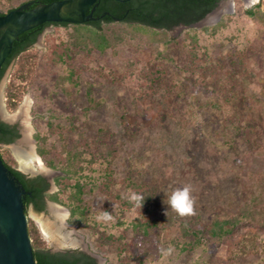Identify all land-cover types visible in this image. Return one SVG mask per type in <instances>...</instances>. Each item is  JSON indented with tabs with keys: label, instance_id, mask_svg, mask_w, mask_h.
<instances>
[{
	"label": "rangeland",
	"instance_id": "rangeland-1",
	"mask_svg": "<svg viewBox=\"0 0 264 264\" xmlns=\"http://www.w3.org/2000/svg\"><path fill=\"white\" fill-rule=\"evenodd\" d=\"M259 1L252 5L249 0L245 2L248 9L256 10L252 16L243 15L245 20L254 19L252 21L255 23H264V0L257 7ZM227 2L222 0V7L212 19L199 27L178 26L168 31L166 37L173 41L165 60H155L157 52L163 50L157 42L135 46L125 44L107 49L104 54L85 55L87 66L80 74L79 88L72 90L73 95L69 97L58 87L52 88L55 76L49 70L52 52L62 50L63 29L48 27L32 47L41 55L37 68L40 79L38 106L35 105L34 94L28 91L15 111L8 109L6 88L15 63L9 67L0 82V117L19 128L20 138L14 146L2 149L4 153L8 150L14 157L17 169L27 175L47 178L51 183L49 193L60 191L62 186L56 179L65 174L49 168L38 154L36 118L44 116L43 121L46 122L56 112L59 118L64 119L62 114L81 113L88 109L78 121L74 133L67 135L75 136L80 144L87 143L91 148L97 140L109 141L115 155L108 165V171L117 183L112 193L102 183L94 185L92 190L89 185L84 188V204L89 206L91 213L100 212L107 205L117 206L119 200L115 197L116 193L125 194L126 198L134 193L133 188L127 189L128 181L156 190L151 210L149 213L145 211V217L154 219L156 224L142 244L136 240L140 235L131 234V229L124 227L118 233L126 238L117 242L106 238L95 242L87 235L92 227L86 231L80 225L70 223L71 214L66 206L48 200L43 212L37 213L30 207L28 217L35 221L41 233L40 225L44 222L51 231L61 232L52 234L53 237H45L42 233L52 252L80 250L94 256L97 264H111L106 254L113 249L122 251L123 258L119 264H178L184 259L176 254L172 257L168 253L161 256L160 252L169 249L172 240L180 235L183 219H193L206 226L216 216L228 218L237 210L241 204L238 160L255 149L264 151V105L259 104L256 90L250 89L256 81L243 69V61L264 59V51L260 54L261 49L245 43L239 46L232 40L233 31L213 44L202 36V29L219 24L224 17L236 15L238 1L236 10L234 7L228 8ZM147 33L151 35L152 32L148 30ZM196 35L198 46L194 45L196 42L192 38ZM192 46L199 50V56L189 54ZM140 68L143 70L140 71ZM131 72L137 79L132 81L129 77ZM258 82L264 95V79L260 78ZM138 86H147V90L151 86L161 92L167 91L163 96L168 102L166 108L153 112L148 102L151 93L145 95V89L140 92ZM50 92L52 100L43 102ZM222 103L227 104L229 114H225ZM58 117L56 123L60 122ZM238 121L242 122L245 130L236 135L233 143L230 122ZM57 132L55 130L52 135ZM53 136L50 146L53 140H58ZM16 147V151L19 148L24 155L29 152L38 155L44 167L34 164L22 168L14 152ZM74 183L72 181L71 185ZM185 186L191 188L193 214L179 216L169 206V196L173 190ZM138 213L144 211L138 207L132 208L126 216ZM101 235L105 236L104 233ZM248 244L246 242L245 245ZM261 244L264 257V239ZM240 250L222 245L217 248L213 262H230L238 257H243V261L254 260Z\"/></svg>",
	"mask_w": 264,
	"mask_h": 264
},
{
	"label": "trees",
	"instance_id": "trees-1",
	"mask_svg": "<svg viewBox=\"0 0 264 264\" xmlns=\"http://www.w3.org/2000/svg\"><path fill=\"white\" fill-rule=\"evenodd\" d=\"M58 1L62 0H0V16L28 3L31 4L30 9H33L42 4H52ZM218 1L131 0L118 2L100 0L94 12V17L97 18L95 21L75 25L46 23L23 33L14 43L12 53L0 72L1 80L14 61V68L6 88L8 109L11 112L15 111L28 91L34 94L35 105H39L37 93L40 91V79L37 68L41 63V55L37 49L32 47L48 27L54 26L65 31L60 43L62 50L52 52L49 70L55 76L52 88L58 87L64 95L69 97L79 88L82 76L80 74L87 66L84 62L85 55L104 54L107 49L125 44L135 46V44L157 42L163 50L157 52L155 60H165L168 57L166 52L173 41L166 37L168 31L181 25L190 26L203 20L215 10ZM257 7H260V4ZM255 13L256 10L246 9L238 1L236 15L224 17L219 24L202 29V36H205L206 40L213 44L218 38H222L225 34L229 36L227 34L233 31L232 40L236 41L239 46L245 43L251 47L259 48L261 54L264 51V23L259 21L255 23L252 21L254 19L245 20L243 18V15L252 16ZM148 30H151V35H148ZM192 38L196 42L194 45L198 46L197 35ZM198 51L196 47L192 46L189 54L197 57L199 56ZM205 64L206 62L202 63L203 66ZM243 69L249 72L250 77L256 81L257 87L252 85L250 89L256 90L259 104L264 105V95L261 93V85L258 82L260 78L264 79V59L243 61ZM141 70L143 69L140 68ZM129 77L132 81L137 79L133 72L129 73ZM144 89L145 95L151 93L148 102H150L149 107L153 108L152 111H163L168 103L163 97L167 91L161 92L151 86L147 90V86H138L140 92ZM51 94L50 92L43 102L48 103L49 100H52ZM222 105L225 114H229L230 110L227 104L222 103ZM87 111L88 109L81 113L62 114L65 116L64 119L59 118L57 113L53 112L46 122L43 121L44 116L36 118L38 154L49 168L61 170L65 174V176L56 179V182L62 186V189L56 193H49L50 183L44 176L39 175L32 180L26 179L24 174L16 170L17 162L10 152L8 150L3 152L7 168L25 191L23 196L25 212L28 214L31 205L37 212H43L49 200L69 209L71 224H78L86 231L92 227L87 235L90 239H95V242L105 238L111 242L122 240L125 236L118 232L124 227L130 228L131 234L140 235L136 240L142 244L146 235L149 234V230L156 224L154 219L145 217V211L149 213L151 210L155 188L142 187L133 181H128L127 189L133 188L134 193L141 194L145 198V203L141 208L144 211L142 214L126 216L129 210L137 207L130 202L129 198H126L125 194L116 193L115 197L119 200V204L115 207L107 205L95 214H92L89 206L84 204V188L88 185L92 190L94 185L102 183L105 189L111 193L112 188L117 185L113 174L108 171V165L111 164L115 155L109 141L97 140L93 143L95 146L91 148V145L87 143L80 144L75 136L68 137L67 135L74 133L78 127V121L86 115ZM57 117L60 120L58 123L55 122ZM241 123L240 121L230 122L232 126L230 135L233 143H235L236 135L245 130ZM55 130L59 132L53 136L52 133L54 134ZM52 136L53 139L58 138V140H53L50 146ZM19 138L20 133L17 126L0 122V142L13 143ZM231 146L233 145L231 144ZM52 152L54 155L51 156ZM238 164L241 170L239 178L241 204L232 216L227 218L218 215L206 226L198 224L193 219H183L180 223V235L172 240L169 249L160 252L161 256L165 253H168L170 257L176 254L177 257L184 259L178 264H258L264 262L260 249L264 239V151L261 149L250 151L240 157ZM102 166L106 168L101 169ZM99 167L100 170H98ZM72 181L75 182L73 185H71ZM66 193L67 196H65ZM104 212L110 213V220L97 219ZM28 230L37 264H97L96 258L80 250L52 252L39 227L32 219L28 220ZM102 233L105 236H102ZM246 242L249 243L248 246L245 245ZM222 245L241 248L242 254L248 255L249 259L254 260L243 261V257H238L230 262H213L217 248ZM106 256L111 264H119L123 258L121 250L113 249Z\"/></svg>",
	"mask_w": 264,
	"mask_h": 264
},
{
	"label": "water",
	"instance_id": "water-1",
	"mask_svg": "<svg viewBox=\"0 0 264 264\" xmlns=\"http://www.w3.org/2000/svg\"><path fill=\"white\" fill-rule=\"evenodd\" d=\"M99 1L62 0L33 9L28 3L0 16V72L20 35L46 23L75 25L95 21L94 12ZM217 10L195 24L181 26L199 27ZM24 194V189L10 176L0 155V264H37L28 230Z\"/></svg>",
	"mask_w": 264,
	"mask_h": 264
},
{
	"label": "clouds",
	"instance_id": "clouds-1",
	"mask_svg": "<svg viewBox=\"0 0 264 264\" xmlns=\"http://www.w3.org/2000/svg\"><path fill=\"white\" fill-rule=\"evenodd\" d=\"M128 198L130 202H132L136 207H139L140 209L145 203V198L141 194L131 193ZM169 206L179 216L193 214V199L191 197V188L189 186H185L183 188H177L173 190L169 196ZM97 219L107 221L111 219V215L108 212H104L100 216H98Z\"/></svg>",
	"mask_w": 264,
	"mask_h": 264
},
{
	"label": "bare ground",
	"instance_id": "bare-ground-1",
	"mask_svg": "<svg viewBox=\"0 0 264 264\" xmlns=\"http://www.w3.org/2000/svg\"><path fill=\"white\" fill-rule=\"evenodd\" d=\"M256 2H257V0H249V3H251V4H254ZM214 15L215 14H213L212 17ZM212 17H209V19H212ZM17 147L14 148V152L16 153V155H18V160H19L22 168L26 169V168L30 167V165L33 166L34 164H36L40 168L44 167L43 162L38 155L34 154L33 152H29L30 154L24 155V153L21 149L18 148V150L16 151ZM46 225L47 224L45 222L40 225L42 233L45 237L52 236V234H54V233H58V234L61 233L59 230H56V231L52 230L51 231L49 228H47Z\"/></svg>",
	"mask_w": 264,
	"mask_h": 264
},
{
	"label": "flooded vegetation",
	"instance_id": "flooded-vegetation-1",
	"mask_svg": "<svg viewBox=\"0 0 264 264\" xmlns=\"http://www.w3.org/2000/svg\"><path fill=\"white\" fill-rule=\"evenodd\" d=\"M221 1L222 0H219L218 1V4H217V7L215 8V10L216 9H219L222 5H221ZM237 1H240L242 4H243V6L245 7V8H248V6L245 4V2H247V0H235L234 2H232L231 0H228V2L226 3V5H227V7L229 8H231V7H234L235 8V10H236V7H237ZM255 4V3H254ZM259 4H262V0H260L259 1ZM252 5V4H251ZM1 35V34H0ZM10 56V55H9ZM8 59V58H7ZM6 59V60H7ZM6 62V61H5ZM14 62V61H13ZM13 62L10 64V66L13 64ZM5 64V63H4ZM3 64V65H4ZM9 66V67H10ZM3 67V66H2ZM9 67H8V69H9ZM7 69V70H8ZM2 70V69H1ZM7 70H6V72H7ZM6 72H5V74H6ZM4 74V75H5ZM4 77V76H3ZM2 77V78H3ZM2 78H1V80H2ZM1 80H0V82H1ZM0 122H4V123H6L4 120H2L1 119V117H0ZM6 124H8V123H6ZM10 125V124H9ZM17 130L19 131V128L17 127ZM20 133V132H19ZM16 141V140H15ZM15 141L13 142V143H5V142H0V155H1V158H2V160H3V162H4V164H5V166H6V163H5V161H4V157H3V150L4 149H2V147H8V146H10L11 144H14L15 143ZM7 167V166H6ZM17 171H19V172H21L22 174H24L22 171H20L19 169H16ZM8 171H9V169H8ZM9 173H10V176L15 180V182H16V184H18L19 186H21V184L19 183V181H17V179L12 175V173L9 171ZM25 175V177H26V179H29V180H32V179H34L35 177H37V176H31V175H27V174H24ZM39 176V175H38ZM47 179V178H46ZM47 181L49 182V180L47 179ZM50 183V182H49ZM22 187V186H21ZM23 188V187H22ZM50 189H51V183H50V188H49V190L48 191H50ZM30 207H32L33 209H34V206L33 205H31ZM29 207V208H30ZM28 211H29V209H28ZM34 211H36L35 209H34ZM37 212V211H36ZM37 213H39V212H37ZM28 215V214H27ZM30 219V218H29ZM94 257V256H93ZM95 258V257H94Z\"/></svg>",
	"mask_w": 264,
	"mask_h": 264
}]
</instances>
